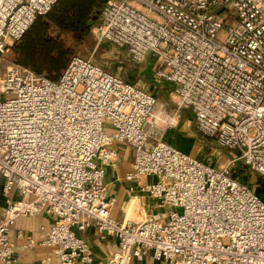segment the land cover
<instances>
[{"label":"built area","instance_id":"built-area-1","mask_svg":"<svg viewBox=\"0 0 264 264\" xmlns=\"http://www.w3.org/2000/svg\"><path fill=\"white\" fill-rule=\"evenodd\" d=\"M57 1L0 0V55ZM91 31L95 51L108 43L134 64L155 59L177 106L156 113L152 91L92 57H72L57 81L9 68L0 78V263L16 262L14 222L43 215L52 222L40 239L22 230L15 239L51 249L57 264H264V200L231 174L241 164L264 178V0H109ZM182 112L234 156L225 167L165 141ZM121 146L133 149L126 180L164 216H112L106 173ZM91 227L117 240L104 263L79 235Z\"/></svg>","mask_w":264,"mask_h":264},{"label":"crops","instance_id":"crops-1","mask_svg":"<svg viewBox=\"0 0 264 264\" xmlns=\"http://www.w3.org/2000/svg\"><path fill=\"white\" fill-rule=\"evenodd\" d=\"M103 66L107 68L105 65ZM156 69L155 59L149 58L141 64H133L123 77L152 91L157 96L159 105L156 108V113L163 109L173 111L178 102L173 92L174 86L169 82L157 80L154 76ZM164 138L169 144L215 169L225 167L231 160V157H228L227 153L224 152L225 150L218 147L214 148L215 145L211 140L197 130L194 118L187 112L180 113L176 125L166 132ZM132 164L133 149L128 146H121L117 165L107 169L106 183L109 188L110 199L113 201L112 216L119 221L134 223L141 222L151 215L164 216L167 213L166 208L160 207L156 200L139 193L136 183L126 180V174L131 171ZM231 174L238 181L248 184L264 200L263 177L252 173L241 164L233 167ZM154 180V178H143L142 182L146 183ZM4 184L5 179L0 175V214L7 206L3 192ZM258 184H260V187H257ZM17 198L18 196L15 195L14 200H17ZM51 222L50 218L43 215L22 217L14 222L12 225L16 259L14 264H43L48 259L52 260L54 264L58 263V258L51 249L46 247L23 248L25 242L15 239L17 232L20 230L35 239H40L43 232L51 227ZM79 235L88 243L96 263H104L110 253L118 247L115 238L101 239L95 227H91L85 232L79 233ZM151 263L152 260L135 262V264Z\"/></svg>","mask_w":264,"mask_h":264},{"label":"trees","instance_id":"trees-1","mask_svg":"<svg viewBox=\"0 0 264 264\" xmlns=\"http://www.w3.org/2000/svg\"><path fill=\"white\" fill-rule=\"evenodd\" d=\"M109 0H58L12 48L17 65L57 81ZM72 42L75 45H72Z\"/></svg>","mask_w":264,"mask_h":264},{"label":"rangeland","instance_id":"rangeland-1","mask_svg":"<svg viewBox=\"0 0 264 264\" xmlns=\"http://www.w3.org/2000/svg\"><path fill=\"white\" fill-rule=\"evenodd\" d=\"M117 2H122L123 0H115ZM227 29L219 32L218 38L223 41L226 37ZM98 41L93 35L92 31L90 32V36L87 41L80 43V45L76 46V55H79L84 58H93L95 62L105 65L107 70H110L114 73H119L120 75L125 77V72L131 69V66L134 64L128 55V52L124 49H117L113 45L108 43H102L98 50L97 48ZM72 45L75 43L72 42ZM106 45V46H104ZM75 55V56H76ZM14 64H17L14 60V56L12 51L5 55H0V78L5 76L9 68H11ZM141 87V86H140ZM215 146L214 148H216ZM227 153L228 157L231 159L234 157L230 152L224 151ZM253 173V172H252ZM258 175V174H257ZM260 187V184H258ZM152 264V263H151Z\"/></svg>","mask_w":264,"mask_h":264}]
</instances>
